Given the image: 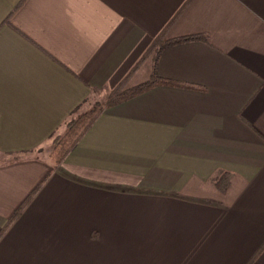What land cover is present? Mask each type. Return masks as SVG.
Returning a JSON list of instances; mask_svg holds the SVG:
<instances>
[{"label": "crops", "instance_id": "1", "mask_svg": "<svg viewBox=\"0 0 264 264\" xmlns=\"http://www.w3.org/2000/svg\"><path fill=\"white\" fill-rule=\"evenodd\" d=\"M160 34L207 39L54 165ZM0 264H264V0H0Z\"/></svg>", "mask_w": 264, "mask_h": 264}, {"label": "trees", "instance_id": "2", "mask_svg": "<svg viewBox=\"0 0 264 264\" xmlns=\"http://www.w3.org/2000/svg\"><path fill=\"white\" fill-rule=\"evenodd\" d=\"M202 39H207V36L194 34L164 39V34L158 35L133 71L118 86L106 93L103 100L96 102L92 109L80 114H78L79 111H76L68 120L65 134L60 139L57 137L54 139L53 149L49 155L51 162L54 165L61 164L107 108L123 103L159 85L180 84L159 75L158 65L161 53L170 45ZM138 73L148 74L149 78L143 82L131 84L132 79ZM96 92L94 91V93ZM55 136L56 134L53 135V138Z\"/></svg>", "mask_w": 264, "mask_h": 264}, {"label": "rangeland", "instance_id": "3", "mask_svg": "<svg viewBox=\"0 0 264 264\" xmlns=\"http://www.w3.org/2000/svg\"><path fill=\"white\" fill-rule=\"evenodd\" d=\"M105 94L106 93H103V95L102 96H98L97 98H96V102H101V100H103V97L105 96ZM94 99H92V101H90V103L89 104H87V106L85 107V108H83V111L82 110H80L79 112H78V114H80V113H83V112H85V111H88V110H90V109H92L93 107H94V105L96 104V102L95 101H93ZM88 107V109H86ZM86 109V110H85ZM77 114V115H78ZM65 132H66V127H65V129L63 130V131H61V132H58L57 134H56V136L51 140V142L49 143V144H47V146L45 147V151L46 152H48V154L50 155V153H51V151H52V149H53V143H54V139L57 137V139H60L64 134H65Z\"/></svg>", "mask_w": 264, "mask_h": 264}]
</instances>
